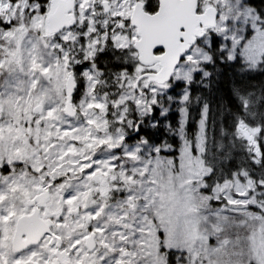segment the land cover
Listing matches in <instances>:
<instances>
[{
  "label": "snow or ice",
  "instance_id": "6c2138e0",
  "mask_svg": "<svg viewBox=\"0 0 264 264\" xmlns=\"http://www.w3.org/2000/svg\"><path fill=\"white\" fill-rule=\"evenodd\" d=\"M0 264H264V0H0Z\"/></svg>",
  "mask_w": 264,
  "mask_h": 264
}]
</instances>
